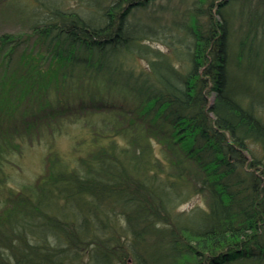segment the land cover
Returning <instances> with one entry per match:
<instances>
[{"label":"trees","instance_id":"16d2710c","mask_svg":"<svg viewBox=\"0 0 264 264\" xmlns=\"http://www.w3.org/2000/svg\"><path fill=\"white\" fill-rule=\"evenodd\" d=\"M86 1L32 0L24 30L0 33V107L38 86L80 93L94 142L73 164L48 152L8 197L0 264H264V95L240 81L251 70L264 90V0L233 17L232 0H208L168 50L129 20L147 0ZM195 195L204 205L180 208Z\"/></svg>","mask_w":264,"mask_h":264},{"label":"rangeland","instance_id":"374dc122","mask_svg":"<svg viewBox=\"0 0 264 264\" xmlns=\"http://www.w3.org/2000/svg\"><path fill=\"white\" fill-rule=\"evenodd\" d=\"M8 1L10 2V0H0V33L17 34L24 30L25 26L19 16L22 14L31 16L30 8L33 3L32 0H11L17 7L16 9L8 6ZM50 1L60 6L64 2L66 7L78 10H82L80 5L83 7L87 5L86 0ZM97 1L90 0L89 2L92 7H95ZM107 1L109 0L105 2ZM242 1L232 0L222 12L225 15L230 14L232 17L240 16L241 4L239 3ZM250 2L253 4L254 0ZM207 5L208 0H147L145 5L131 8L128 16L129 20L137 16L138 19L144 20L154 29L155 32L147 40L151 46L168 50L169 40H172L171 45L179 47L180 41L176 40L178 36L181 38L185 35L184 38L190 37L186 26L192 24L194 19L201 27L207 16L204 11ZM88 12L92 16L93 9ZM215 16L220 18L218 17L220 15L215 14ZM232 25L234 27L237 25L236 18ZM239 35H241V30L238 32ZM239 76L244 77L241 74ZM240 81L245 84L249 83L253 90L258 89L259 93L257 94L264 95V90L256 87L255 74L251 70H248L247 76ZM43 89V86H38L30 92L28 90L18 91L16 96H13L17 97V104L14 102L9 109L0 107V134L5 136L3 139L6 140L2 144L4 149L0 151V209L6 205L8 197L13 193L27 190L33 185L37 175L44 171L48 152L57 153L73 164L79 153H85L94 144L89 128L83 123L85 116H82L83 113L74 107L81 94L73 91L62 95L61 92L58 94L52 89L48 93ZM93 92L95 93V91ZM61 95L62 100L59 101L58 97ZM82 95L88 96L89 92ZM0 98L3 99V94H0ZM60 102H63V106L65 102H68L67 104L72 109L66 110L64 113L56 111ZM49 104L56 113L48 114L46 117H37L38 110ZM263 106H259L260 112H258L264 117ZM93 113L97 112L93 111ZM90 117L96 118L97 116ZM204 203L203 196L195 195L182 203L180 208L189 209L197 205H204Z\"/></svg>","mask_w":264,"mask_h":264},{"label":"bare ground","instance_id":"6f19581e","mask_svg":"<svg viewBox=\"0 0 264 264\" xmlns=\"http://www.w3.org/2000/svg\"><path fill=\"white\" fill-rule=\"evenodd\" d=\"M257 93H259V92L257 91Z\"/></svg>","mask_w":264,"mask_h":264}]
</instances>
